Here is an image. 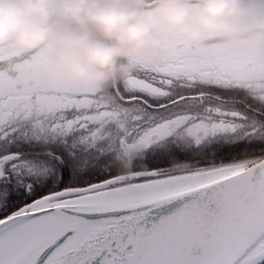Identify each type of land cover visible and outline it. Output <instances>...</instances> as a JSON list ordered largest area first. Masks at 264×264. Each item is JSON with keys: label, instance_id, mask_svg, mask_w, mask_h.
<instances>
[{"label": "snow or ice", "instance_id": "obj_1", "mask_svg": "<svg viewBox=\"0 0 264 264\" xmlns=\"http://www.w3.org/2000/svg\"><path fill=\"white\" fill-rule=\"evenodd\" d=\"M172 42L101 93L0 50V264H264V52Z\"/></svg>", "mask_w": 264, "mask_h": 264}, {"label": "clouds", "instance_id": "obj_2", "mask_svg": "<svg viewBox=\"0 0 264 264\" xmlns=\"http://www.w3.org/2000/svg\"><path fill=\"white\" fill-rule=\"evenodd\" d=\"M149 20L194 50L264 52V0H0V50L40 51L55 92L101 93L172 42Z\"/></svg>", "mask_w": 264, "mask_h": 264}, {"label": "flooded vegetation", "instance_id": "obj_3", "mask_svg": "<svg viewBox=\"0 0 264 264\" xmlns=\"http://www.w3.org/2000/svg\"><path fill=\"white\" fill-rule=\"evenodd\" d=\"M250 54H251V53H250ZM248 55H249V54H248ZM257 62H258V63H260V62H264V58H260V59H258ZM43 87H44V86L41 85V81H40V80H37V81L34 82L33 85H31V86L29 87L28 90H29V91L39 90V89H42ZM262 87H264V85H260L259 87H253V89L250 90V93H249V94L255 96L254 94H256L257 89H260V88H262Z\"/></svg>", "mask_w": 264, "mask_h": 264}, {"label": "rangeland", "instance_id": "obj_4", "mask_svg": "<svg viewBox=\"0 0 264 264\" xmlns=\"http://www.w3.org/2000/svg\"><path fill=\"white\" fill-rule=\"evenodd\" d=\"M41 85H42V86H45V84H44V80L41 81ZM262 88H264V87H262ZM259 101H260V100H259Z\"/></svg>", "mask_w": 264, "mask_h": 264}, {"label": "trees", "instance_id": "obj_5", "mask_svg": "<svg viewBox=\"0 0 264 264\" xmlns=\"http://www.w3.org/2000/svg\"><path fill=\"white\" fill-rule=\"evenodd\" d=\"M255 95V94H254ZM259 100V99H258Z\"/></svg>", "mask_w": 264, "mask_h": 264}]
</instances>
